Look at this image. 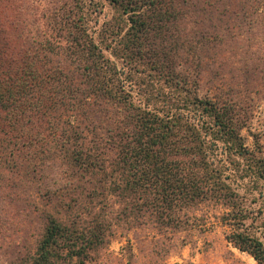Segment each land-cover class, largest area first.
<instances>
[{"label":"trees","instance_id":"obj_1","mask_svg":"<svg viewBox=\"0 0 264 264\" xmlns=\"http://www.w3.org/2000/svg\"><path fill=\"white\" fill-rule=\"evenodd\" d=\"M229 1L110 0L118 15L98 34L84 0H60L38 19L0 13V165L67 167L72 182L49 189L53 208L69 210L64 194L77 188L95 205L115 196L123 217L181 229L185 209L213 203L226 239L264 264V145L242 135L253 104L219 84L200 94L218 40L199 29L202 14L246 23L264 9ZM45 220L23 264H86L107 241L99 221Z\"/></svg>","mask_w":264,"mask_h":264},{"label":"rangeland","instance_id":"obj_2","mask_svg":"<svg viewBox=\"0 0 264 264\" xmlns=\"http://www.w3.org/2000/svg\"><path fill=\"white\" fill-rule=\"evenodd\" d=\"M6 2L10 5L4 7ZM59 2L0 0V13L38 19L47 9L53 11ZM84 3L95 34L104 22L118 15L110 0H84ZM199 4L205 6L203 1ZM228 4L237 9L233 1ZM205 14L206 11L199 29L217 35L218 40L210 54L215 60L202 76L200 94L219 84L234 97L253 104L249 126L242 130V135L249 147L254 145L253 136H259L264 145V9L253 11L246 20L249 24L240 18L232 21L221 15ZM143 75L148 72L139 74ZM27 163L25 159L19 169L16 165L14 169L0 165V264H23L35 252L48 211L65 220L77 221L81 228L87 229L98 221L107 226V241L90 251L86 264H257L250 254L226 239L227 228L219 219L221 209L213 203L203 202L185 209L181 229L160 226L150 216L123 217L122 206L115 196L97 197L95 205L85 197L83 189L77 188L64 194L63 198L70 202L69 210L59 205L53 208L49 189L72 182L65 175L69 169L58 162L44 161L38 162L36 171L31 173Z\"/></svg>","mask_w":264,"mask_h":264}]
</instances>
